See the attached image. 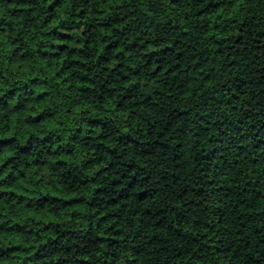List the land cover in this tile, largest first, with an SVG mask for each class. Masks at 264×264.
Wrapping results in <instances>:
<instances>
[{
	"label": "clouds",
	"instance_id": "1",
	"mask_svg": "<svg viewBox=\"0 0 264 264\" xmlns=\"http://www.w3.org/2000/svg\"><path fill=\"white\" fill-rule=\"evenodd\" d=\"M0 193V264H264V0H0Z\"/></svg>",
	"mask_w": 264,
	"mask_h": 264
},
{
	"label": "trees",
	"instance_id": "2",
	"mask_svg": "<svg viewBox=\"0 0 264 264\" xmlns=\"http://www.w3.org/2000/svg\"><path fill=\"white\" fill-rule=\"evenodd\" d=\"M215 27V25H213ZM61 47H64L63 45ZM211 181H209V184ZM251 181L248 182V187L245 189V194L249 195L250 192H254L256 196H259L260 193L257 191L255 187H252ZM0 195H4V193H0ZM10 196H16L18 193H9ZM232 195V189L229 188L227 185H221L219 188L216 189L214 196H215V204L216 208L213 210L212 215L216 220V225L223 224L226 222L228 218V209L223 207V204L226 203L229 199V197ZM20 199H24V197H20ZM19 202V201H18ZM240 203H243L242 201ZM25 209H30L29 205H25ZM4 213L0 211V216H3ZM103 219V217H101ZM239 220V217H237ZM9 221H5V223H8ZM214 225V227L216 226ZM0 227H3V225H0ZM15 227V225H13ZM243 227V225H241ZM239 235V233H237ZM102 239V238H101ZM84 264H87V262H84Z\"/></svg>",
	"mask_w": 264,
	"mask_h": 264
}]
</instances>
